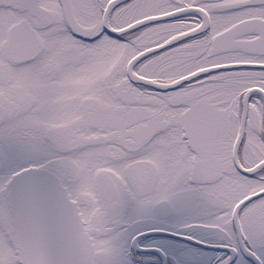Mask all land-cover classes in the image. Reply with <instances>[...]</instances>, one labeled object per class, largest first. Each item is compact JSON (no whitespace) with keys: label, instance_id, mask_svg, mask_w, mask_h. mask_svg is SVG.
Listing matches in <instances>:
<instances>
[{"label":"snow or ice","instance_id":"obj_1","mask_svg":"<svg viewBox=\"0 0 264 264\" xmlns=\"http://www.w3.org/2000/svg\"><path fill=\"white\" fill-rule=\"evenodd\" d=\"M0 264H264V0H0Z\"/></svg>","mask_w":264,"mask_h":264}]
</instances>
